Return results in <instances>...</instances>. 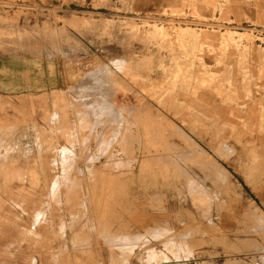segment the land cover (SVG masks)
<instances>
[{"label": "rangeland", "instance_id": "1", "mask_svg": "<svg viewBox=\"0 0 264 264\" xmlns=\"http://www.w3.org/2000/svg\"><path fill=\"white\" fill-rule=\"evenodd\" d=\"M0 54V264H264V0H0Z\"/></svg>", "mask_w": 264, "mask_h": 264}, {"label": "crops", "instance_id": "2", "mask_svg": "<svg viewBox=\"0 0 264 264\" xmlns=\"http://www.w3.org/2000/svg\"><path fill=\"white\" fill-rule=\"evenodd\" d=\"M31 2L37 4L38 8H51L56 0H30ZM53 29L56 27H52ZM58 28V27H57ZM23 59H18L22 61ZM17 61L15 57L4 56L0 54V93L5 94V89H35V86L32 83V80L36 77L31 75V65H24L25 68H22L23 73L28 72V75H18L15 68L14 62ZM17 75V76H16ZM42 76V74H41ZM33 78V79H32ZM37 80V78H36ZM43 81V80H42ZM38 82V80H37ZM46 87V84H45ZM59 249L57 252L73 254L72 247L70 245L63 247H57ZM62 249V250H61ZM72 256H70L71 258ZM86 264V263H80Z\"/></svg>", "mask_w": 264, "mask_h": 264}, {"label": "bare ground", "instance_id": "3", "mask_svg": "<svg viewBox=\"0 0 264 264\" xmlns=\"http://www.w3.org/2000/svg\"><path fill=\"white\" fill-rule=\"evenodd\" d=\"M41 67V66H40ZM20 73V72H19ZM42 73V72H41ZM52 77V76H51ZM44 86V85H43ZM222 90V89H221ZM233 91V90H232ZM184 92V91H183ZM188 93V92H187ZM231 95V94H230ZM70 96V95H69ZM73 96V95H72ZM173 96V95H172ZM215 105V104H214ZM70 106V105H69ZM93 106H94V104H93ZM93 106H92V108H93ZM95 109V108H94ZM118 112V111H117ZM120 112V111H119ZM121 113V112H120ZM122 115V114H121ZM95 117H97V116H95ZM117 117H119L118 115H117ZM98 118H100V117H98ZM133 118V117H132ZM121 119V118H120ZM246 123V122H245ZM157 127V126H156ZM31 129V128H30ZM157 129V128H156ZM152 131V130H151ZM154 131V130H153ZM149 133V132H148ZM191 133V132H190ZM19 136V135H18ZM33 136V135H32ZM182 136V135H181ZM36 138V137H35ZM159 138V137H158ZM12 139V138H11ZM15 139V138H14ZM33 139V138H32ZM126 139V138H125ZM152 139V138H151ZM13 140V139H12ZM24 140V139H23ZM138 140V139H137ZM136 140V141H137ZM141 140V139H140ZM118 141V140H117ZM128 141V140H127ZM150 142H152V141H150ZM146 143H148V142H146ZM162 143V142H161ZM190 143V142H189ZM37 144V143H36ZM150 144V143H149ZM153 144V143H152ZM170 145V144H169ZM147 146V145H146ZM30 147V146H29ZM173 147V146H172ZM37 148H38V146H37ZM31 149V148H30ZM165 152V151H164ZM157 158V157H156ZM44 160V159H43ZM163 160V159H162ZM186 162V161H185ZM170 163V162H169ZM183 163V162H182ZM149 165H151V164H149ZM165 165V164H164ZM147 166V165H146ZM41 167V166H40ZM141 168V167H140ZM145 168V167H144ZM150 168V167H149ZM180 168V167H179ZM154 169V168H153ZM38 170V169H37ZM149 170V169H148ZM158 170V169H157ZM170 170V169H169ZM47 171V170H46ZM166 172V171H165ZM174 174V173H173ZM175 175H177V174H175ZM121 176V175H120ZM116 178V177H115ZM119 179V178H118ZM157 179V178H156ZM47 180V179H46ZM100 181V180H99ZM122 184V183H121ZM96 185H97V183H96ZM218 188V187H217ZM49 189V188H48ZM121 189V188H120ZM9 190V189H8ZM95 190V189H94ZM118 190V189H117ZM106 192H107V190H106ZM7 193V192H6ZM116 193V192H115ZM121 193V192H120ZM96 198V197H95ZM201 199H202V197H201ZM205 199V198H204ZM199 201V200H198ZM158 203V202H157ZM11 205V204H10ZM104 207V206H103ZM102 208V207H101ZM103 209V208H102ZM101 212V211H100ZM263 216V215H262ZM252 217H254V216H252ZM253 219V218H252ZM253 222H254V220H253ZM264 223V222H263ZM107 228V227H106ZM60 230V229H59ZM112 236V235H111ZM121 236V235H120ZM117 237V236H116ZM105 239V238H104ZM112 239V238H111ZM147 240V239H146ZM116 241V240H115ZM130 241H131V237H130ZM134 241V240H133ZM180 242H181V240H180ZM187 243V242H186ZM106 244V243H105ZM179 244V243H178ZM243 244V243H242ZM140 246V245H139ZM185 251V250H184ZM171 254V253H170ZM259 254V253H258ZM155 255H157V254H155ZM80 256H81V254H80ZM158 256V255H157ZM255 256V255H254ZM133 257V256H132ZM153 257H155V256H153ZM158 259V258H157ZM187 260V259H186ZM178 262V261H177ZM61 263V262H60ZM183 264V263H182ZM190 264V263H189ZM227 264H244V263H241V262H238V261H232V262H229V263H227Z\"/></svg>", "mask_w": 264, "mask_h": 264}]
</instances>
